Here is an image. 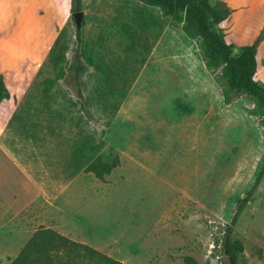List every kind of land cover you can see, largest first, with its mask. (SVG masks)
<instances>
[{
	"label": "rangeland",
	"instance_id": "374dc122",
	"mask_svg": "<svg viewBox=\"0 0 264 264\" xmlns=\"http://www.w3.org/2000/svg\"><path fill=\"white\" fill-rule=\"evenodd\" d=\"M209 3L229 10L215 29L236 53L261 37L264 84V0ZM80 11L79 27L71 4L56 25L1 136L40 189L25 215L122 264H229L231 226L238 264H264V176L246 198L264 158L262 111L207 65L183 19L144 0H82ZM97 159L117 164L100 179L85 169Z\"/></svg>",
	"mask_w": 264,
	"mask_h": 264
},
{
	"label": "crops",
	"instance_id": "0c3cea01",
	"mask_svg": "<svg viewBox=\"0 0 264 264\" xmlns=\"http://www.w3.org/2000/svg\"><path fill=\"white\" fill-rule=\"evenodd\" d=\"M69 6L70 0H0V74L10 93L0 103V229L11 225L0 242V264H10L38 229V219L25 214L41 194L24 167L11 158L1 136L20 104L28 102L25 94L58 37L56 25L68 17ZM20 194L25 200L16 206L13 200ZM43 227L67 236L52 226Z\"/></svg>",
	"mask_w": 264,
	"mask_h": 264
},
{
	"label": "trees",
	"instance_id": "16d2710c",
	"mask_svg": "<svg viewBox=\"0 0 264 264\" xmlns=\"http://www.w3.org/2000/svg\"><path fill=\"white\" fill-rule=\"evenodd\" d=\"M82 0H70L71 12L81 10ZM150 6H157L164 15H172L175 19H183L200 40L202 53L209 67L220 68L221 76L230 91L248 95L263 113L264 123V84L256 79L257 50L261 37L252 43L244 45L239 53L234 51L232 43L216 31L215 25L225 19L229 10L219 13L209 0H144ZM79 30H77V34ZM55 40L54 44L57 42ZM10 93L0 74V103L8 99ZM117 160L103 163L99 159L85 169L93 172L97 178L111 171ZM264 176V158L255 175L254 181L247 191L250 199L258 188ZM245 204L239 200L236 213L231 219V225L236 223L239 212ZM231 226L226 227L223 240V253L229 264H238V256L243 251V245L238 240H231L228 233ZM10 264H122L121 261L101 253L97 249L60 234L59 232L39 227L22 247Z\"/></svg>",
	"mask_w": 264,
	"mask_h": 264
},
{
	"label": "water",
	"instance_id": "95a60500",
	"mask_svg": "<svg viewBox=\"0 0 264 264\" xmlns=\"http://www.w3.org/2000/svg\"><path fill=\"white\" fill-rule=\"evenodd\" d=\"M81 16H82V12L81 11H76L73 14V17H74V19H75L76 24H77L78 27H79V24H80Z\"/></svg>",
	"mask_w": 264,
	"mask_h": 264
}]
</instances>
